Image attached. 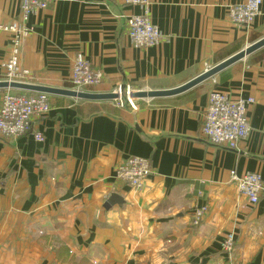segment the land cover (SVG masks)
Masks as SVG:
<instances>
[{
    "label": "crops",
    "instance_id": "crops-1",
    "mask_svg": "<svg viewBox=\"0 0 264 264\" xmlns=\"http://www.w3.org/2000/svg\"><path fill=\"white\" fill-rule=\"evenodd\" d=\"M242 1L153 0L152 21L165 39L145 49L127 34L137 6L57 1L25 23L20 67L27 83L75 90L71 75L82 54L105 76L86 92L176 88L264 38V3L249 28L231 21L230 7ZM21 4L0 0V24L21 20ZM13 37L0 31V81ZM213 90L254 100L249 136L236 150L201 136ZM49 99L51 113L33 120L43 142L0 137V264H264V192L251 205L231 177L258 172L264 181V48L182 95L136 99V109ZM132 156L151 163L140 189L116 179ZM113 194L124 203L106 209ZM199 208L207 213L194 226ZM229 234L235 245L227 254Z\"/></svg>",
    "mask_w": 264,
    "mask_h": 264
},
{
    "label": "built area",
    "instance_id": "built-area-1",
    "mask_svg": "<svg viewBox=\"0 0 264 264\" xmlns=\"http://www.w3.org/2000/svg\"><path fill=\"white\" fill-rule=\"evenodd\" d=\"M57 1L75 2L76 0H22L21 20L9 25L0 24V31L13 34V46L15 47L14 56L2 64L5 81L26 82L29 72L23 70L19 63V47L29 33L25 23L30 15L47 9L50 4ZM125 3L137 6L141 10L140 14H133L127 19V34L134 48L154 47L165 39L163 33L152 21L153 0H125ZM263 3L264 0H243L230 7L229 17L236 26L249 28L260 15ZM71 81L75 90L84 91L103 84L105 76L101 70L94 68L82 54H79L75 59ZM114 92L118 95V99L115 100L118 106L124 107L128 104L136 109L134 94L137 90L127 85L119 86ZM49 100V95L43 93L24 95L13 93L10 90L5 91L0 104V137L17 139L31 134L37 142H43V133L34 130L33 120L51 113ZM253 104L252 98L234 101L228 94L213 90L209 94L208 106L203 116L202 138L216 146L238 149L241 142L249 136L251 127L247 112L249 106ZM151 172V163L147 158L132 156L117 166L116 179L133 189H140ZM231 177L249 203L257 205L264 192V181L261 174L248 172L238 176L232 172ZM206 213L207 208L197 209L194 213L193 225L199 226ZM234 245V236L227 235L222 244L223 251L230 254Z\"/></svg>",
    "mask_w": 264,
    "mask_h": 264
},
{
    "label": "water",
    "instance_id": "water-1",
    "mask_svg": "<svg viewBox=\"0 0 264 264\" xmlns=\"http://www.w3.org/2000/svg\"><path fill=\"white\" fill-rule=\"evenodd\" d=\"M264 48V38L255 42L245 50L240 51L234 56L228 58L222 63L209 68L200 76L192 79L191 81L172 89L165 90H150V91H139L134 94L135 99H155V98H168L182 95L196 86L214 78L216 75L221 73L223 70L230 66L244 60L246 57L256 53L257 51ZM0 90H13V91H25L30 93H43L47 95H56L63 97H70L79 100L87 101H114L118 99L116 93H90L69 89H58L50 88L41 85H35L24 82H11V81H0ZM123 200L117 194H113L106 203L105 208L109 209L115 205H123Z\"/></svg>",
    "mask_w": 264,
    "mask_h": 264
},
{
    "label": "rangeland",
    "instance_id": "rangeland-1",
    "mask_svg": "<svg viewBox=\"0 0 264 264\" xmlns=\"http://www.w3.org/2000/svg\"><path fill=\"white\" fill-rule=\"evenodd\" d=\"M11 91V90H10ZM77 91V90H76ZM146 91H148V90H146ZM37 94V93H36ZM123 99H124V96H123ZM136 100V99H135ZM114 102H117V101H114Z\"/></svg>",
    "mask_w": 264,
    "mask_h": 264
},
{
    "label": "bare ground",
    "instance_id": "bare-ground-1",
    "mask_svg": "<svg viewBox=\"0 0 264 264\" xmlns=\"http://www.w3.org/2000/svg\"><path fill=\"white\" fill-rule=\"evenodd\" d=\"M24 83H27V82H24ZM83 92H86V91H83ZM139 92V91H138ZM91 93V92H90ZM115 93V92H114Z\"/></svg>",
    "mask_w": 264,
    "mask_h": 264
},
{
    "label": "trees",
    "instance_id": "trees-1",
    "mask_svg": "<svg viewBox=\"0 0 264 264\" xmlns=\"http://www.w3.org/2000/svg\"><path fill=\"white\" fill-rule=\"evenodd\" d=\"M19 93V92H18ZM21 94V93H20Z\"/></svg>",
    "mask_w": 264,
    "mask_h": 264
}]
</instances>
